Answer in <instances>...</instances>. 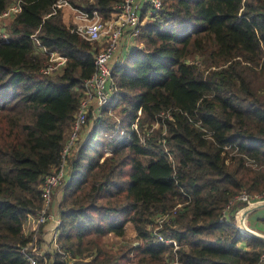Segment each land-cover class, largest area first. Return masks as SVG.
Instances as JSON below:
<instances>
[{
	"label": "trees",
	"instance_id": "obj_1",
	"mask_svg": "<svg viewBox=\"0 0 264 264\" xmlns=\"http://www.w3.org/2000/svg\"><path fill=\"white\" fill-rule=\"evenodd\" d=\"M14 1L0 0V14ZM18 1L0 38V264H26V214L60 164L98 50L64 23L59 0ZM65 1L107 20L123 0ZM161 2L139 26L143 47L113 66L116 92L69 157L60 252L38 264H264V241L223 218L241 190L264 192V0ZM36 41L65 59L58 74L41 73L49 57ZM145 123L159 126L146 134ZM160 214L170 215L159 232L175 251L152 234ZM127 223L138 244L104 251L102 238L123 236Z\"/></svg>",
	"mask_w": 264,
	"mask_h": 264
},
{
	"label": "built area",
	"instance_id": "obj_2",
	"mask_svg": "<svg viewBox=\"0 0 264 264\" xmlns=\"http://www.w3.org/2000/svg\"><path fill=\"white\" fill-rule=\"evenodd\" d=\"M61 2L62 0H59L56 6L60 7ZM63 3H66V1L63 0ZM161 9V0H123L116 6V11L108 19L109 24L107 27H104L102 23L103 20L96 11L89 14L77 10L80 23L73 27V31L90 42L98 43L101 40H105L106 47L97 50L94 55V72L81 84L79 105L70 124L64 147L60 153V164L52 173L42 178L39 189L41 204L36 212V219L33 223V236H31V240L26 245L19 248L20 254L26 260V264H38V258L41 256L37 245L39 227L47 222H51L53 223V230L55 231L60 225V218H55L49 213L53 190L62 181L61 176L67 170V159L79 145L84 127L90 120H95L100 116L102 108L107 105L116 92V86L112 78V68L114 66L115 53L120 49L122 39L125 40V47L123 49V53L125 54L126 51L133 47L134 41L139 35V26L146 20L156 19ZM19 10L20 1L16 0L0 14V19H7ZM2 32L0 28V38L6 39V36ZM35 43L39 45L37 41ZM51 60L53 59H49L41 69V73L49 75L55 72L52 71L54 68L51 66ZM60 60H62L60 63L63 64L64 60ZM156 125L157 123L151 125V127L146 128L145 131H151ZM131 129L137 133L139 132L136 124H132ZM147 131L146 134H148ZM261 202H264V192L262 194L251 195L245 190H241L227 203L223 211V218L225 221L228 220L226 216L227 211L237 203L253 205ZM178 207L179 205L174 209ZM171 212L173 213V211ZM239 215H241V212L237 214V228H240V223H242V218H244L241 216L239 218ZM169 216V214H160L154 217L152 234L159 242L171 246L172 251H175L178 248L177 241L172 238L164 237L159 232L162 224L167 221ZM62 260L66 261V263L72 262L67 253L62 254ZM263 260L264 252L260 256V263H262ZM166 263L176 264L175 261H166Z\"/></svg>",
	"mask_w": 264,
	"mask_h": 264
},
{
	"label": "rangeland",
	"instance_id": "obj_3",
	"mask_svg": "<svg viewBox=\"0 0 264 264\" xmlns=\"http://www.w3.org/2000/svg\"><path fill=\"white\" fill-rule=\"evenodd\" d=\"M63 3V0H62V2L60 3V4H62ZM103 21H102V23L104 24V27H107L108 26V24H109V22H108V19L107 20H104V19H102ZM2 21V23L4 22L5 23V26H7L9 23L7 22V21H3V20H1ZM147 21V20H146ZM80 22L79 21H77V24L76 25H78ZM76 25H70V27H75ZM4 26V25H3ZM5 26H4V28H5ZM3 32H4V30H3ZM2 32V33H3ZM142 43H143V41L142 40H139L138 39V37H137V39L134 41V44H133V47H143V45H142ZM95 45H96V47L98 48V50H100V49H103V48H105L106 47V42H105V40H101V41H99L98 43L97 42H95ZM124 47H125V40L124 39H122V45H121V47L120 48H122V49H118V51L117 52H119V51H121V53H122V57H123V49H124ZM129 49V48H128ZM35 52H36V54H38V55H41V54H43V55H46V56H48L49 57V59H53V60H51V66H53V68H54V70H52V71H55V72H53L52 74H49V75H53V74H58L59 73V71L63 68V65H64V63H65V59L63 58V57H61L57 52H54V53H50V52H46L43 48H41V47H39L38 45H37V43H36V50H35ZM51 55H53V56H51ZM200 58L201 57H196L195 59H197V60H200ZM60 59H63L64 60V62H63V64H61L60 63V61H62V60H60ZM114 63H118V60L117 59H114V62H113V65H114ZM111 115L113 116V119H118V116L116 115V113H114V111L113 112H111ZM92 123H93V120H90L88 123H87V125L84 127V129H83V133H82V138H81V140H80V143H82V141L85 139V136H86V134L89 132V130H90V127H91V125H92ZM155 124V123H154ZM144 126H145V128H149V127H147V123H145L144 124ZM158 124L151 130V131H147L148 132V134H150L152 131H154V130H156L157 128H158ZM69 130V129H68ZM145 131V132H146ZM67 135H68V131H66V134H65V140H66V138H67ZM79 143V144H80ZM79 146V145H78ZM109 153V152H108ZM74 155V154H73ZM71 157V156H70ZM67 162L69 163V157H68V159H67ZM67 162H66V165L68 166V164H67ZM65 175H66V173H64L61 177H62V182L64 181V177H65ZM62 182H61V184H62ZM58 186H60V184L58 185ZM57 186V187H58ZM57 187H55L54 188V190H53V194H54V191H55V189H57ZM38 189H40V185L38 186ZM53 194H52V199H51V204H50V207H49V213L53 216V217H59V215H58V207L57 208H54V206H52L53 205ZM238 205H241V206H239V207H236V206H238ZM247 206H249V205H245V204H235V205H233L232 207H231V209H229L228 211H227V213H226V216H227V218H228V222H230L233 226L235 225L236 226V228L238 227V220H237V214L239 213V212H241L242 213V211H243V209L244 208H246ZM259 209H261V208H257V209H255V210H252V211H250L251 213L250 214H248V216L246 217V219H245V216H244V218H242V225H244L245 226V228H248L249 230H252V231H254V232H257V233H259V234H261V235H263L264 236V226H261L260 227V229H255L254 227H253V221H252V216L254 217V218H258L259 217V219H261L260 220V222L264 219V212H259L258 210ZM240 210V211H239ZM37 212V211H36ZM36 212H35V214H33V212H30V213H27L26 214V219L28 218V217H31L32 219H30V225L32 226V222L34 223L35 222V219H36ZM252 215V216H251ZM240 216L241 215H239V218H240ZM242 217V216H241ZM253 218V219H254ZM29 219V218H28ZM252 221V222H251ZM263 223H264V221H262ZM33 228V227H32ZM32 228H29L28 230L29 231H26V232H24V236H33V229ZM125 230H124V234H123V236H116V235H114V234H107V235H105L103 238H102V242H101V248L104 250V251H109V250H112L113 252H115V251H117L119 248H121V247H123V246H129V245H137L138 244V241L135 239V235H136V233H135V230H134V228H133V226L131 225V223H127L126 225H125V228H124ZM237 229H239L241 232H244L241 228H237ZM31 230V231H30ZM245 233V232H244ZM40 237H41V231H39L38 233H37V245H38V247H39V243L41 242V239H40ZM56 238H57V229L54 231L53 230V237H52V240H53V243L55 244V248H53V251H52V253L53 252H60V250H59V247H58V245H57V241H56ZM89 240V238H87V239H85V242L86 241H88ZM41 244H42V242L40 243V247H41ZM239 246L240 247H244V248H247V246H246V244H245V242H241V244H239ZM93 249V248H92ZM95 249V248H94ZM42 251H44V250H42ZM92 255L93 254H95V250H93V252H90ZM39 254L41 255V257H42V255H44V252L43 253H41L40 251H39ZM61 254H63V253H61ZM62 257V256H61ZM132 262V263H131ZM139 262H138V257H132V260L131 261H129V263H127V264H138Z\"/></svg>",
	"mask_w": 264,
	"mask_h": 264
},
{
	"label": "crops",
	"instance_id": "obj_4",
	"mask_svg": "<svg viewBox=\"0 0 264 264\" xmlns=\"http://www.w3.org/2000/svg\"><path fill=\"white\" fill-rule=\"evenodd\" d=\"M59 8H61V10H62V18H63L64 23L67 26L76 25L77 24V21H79L77 9L71 7L67 2L66 3H62ZM1 20L4 21L6 19L5 18L0 19V28L3 31V27L2 26L4 25V22L2 23ZM38 46H40V45H38ZM120 49H122V48H120ZM52 53H54V52H52ZM115 59H117L119 62L121 61V59H122L121 51L115 53ZM115 64L116 63H114V65ZM70 170H71V165H70V163H68L67 170L64 172V173H66V175L64 177V181L63 182L61 181L62 184L60 183V186H58L57 189H55L54 194H53V205L52 206H54V208L58 207V203H59V201H60V199L62 197V185L68 180L69 174H70ZM258 211L259 212H264V207H262ZM250 213L251 212H249L248 214H250ZM33 214H35V212H33ZM248 214L245 215V219L248 216ZM28 218L25 220V222H24V224L22 226V233L23 234H24V232L29 231L28 230L29 228L33 227V222H32V226L30 225V219H32V218L31 217H28ZM253 218L254 217L252 216L251 219H252V221L254 220L253 221V227L255 229L258 230V229H260L261 226H264V223L262 221L260 222L261 219H259V217L258 218H254V219ZM38 231H41L40 239H41V242H42L41 247H40V243L41 242L39 243V247H38L39 251L41 253L44 252V254L52 253L53 248H55V244L53 243V240H52V237H53V223L47 222L46 224L41 225L39 227ZM42 250H44V251H42Z\"/></svg>",
	"mask_w": 264,
	"mask_h": 264
},
{
	"label": "water",
	"instance_id": "obj_5",
	"mask_svg": "<svg viewBox=\"0 0 264 264\" xmlns=\"http://www.w3.org/2000/svg\"><path fill=\"white\" fill-rule=\"evenodd\" d=\"M264 207V202H261V203H256V204H253V205H249L247 206L246 208L243 209L242 213H241V216L244 217L245 215H247L250 211L252 210H255L257 208H262ZM240 228L245 232V233H248V234H251L257 238H259L260 240L264 241V236L257 233V232H254L252 230H249L248 228H245L244 225H242V223H240Z\"/></svg>",
	"mask_w": 264,
	"mask_h": 264
}]
</instances>
